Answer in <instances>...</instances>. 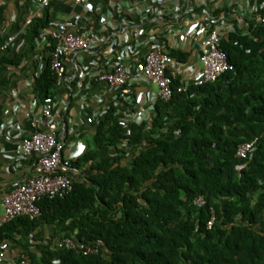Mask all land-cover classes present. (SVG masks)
I'll list each match as a JSON object with an SVG mask.
<instances>
[{"label": "trees", "instance_id": "obj_1", "mask_svg": "<svg viewBox=\"0 0 264 264\" xmlns=\"http://www.w3.org/2000/svg\"><path fill=\"white\" fill-rule=\"evenodd\" d=\"M47 26L36 18L26 36L33 41ZM233 26L221 40L232 70L185 91L178 90L181 77L168 71L172 97L156 101L148 123L132 122L131 135L114 115L119 105L110 104L92 147L71 163L93 173L86 181L73 178L64 197L42 198L40 217L0 225V240L21 236L31 264H264V23L253 13L245 27ZM169 53L179 63L189 57ZM57 82L49 63L36 86L46 98ZM253 139L256 150L238 157L239 145ZM106 148L116 154L103 155ZM198 197L202 206L194 205ZM56 221L63 225L38 257L32 241L42 236V224ZM64 237L79 246L59 248ZM86 246L98 251L85 253Z\"/></svg>", "mask_w": 264, "mask_h": 264}, {"label": "crops", "instance_id": "obj_2", "mask_svg": "<svg viewBox=\"0 0 264 264\" xmlns=\"http://www.w3.org/2000/svg\"><path fill=\"white\" fill-rule=\"evenodd\" d=\"M190 3V0H162L166 14H180L167 20L155 13L144 17L129 12L131 4L151 7L152 0H88L89 5L74 0H53L47 6L40 5L38 0H0V40L15 38L0 53V225L5 223L3 199L11 184L23 182L35 172L36 156L21 158L19 146L24 136L35 131L32 122L44 115L45 97L38 91L36 79L50 63L51 29L60 22L73 21L76 30L92 34L96 43L91 51L65 57L66 77L58 79L53 95L49 96L53 98L54 120L65 142L64 155H69L80 143L83 150L78 157H81L92 147L97 123L106 115L110 104L119 105L114 114L116 118H133L139 109L144 110L146 117H151L155 109L150 106V96L154 98L158 91L155 84L134 82L129 86L130 94H124L121 88L110 87L89 73L93 65L107 64L111 67L116 63L121 57V47L126 45L125 36L129 40L128 52L132 55L145 52V38L152 34L164 36L168 48L180 50L182 47L184 52H189L188 60L169 71L180 76L182 82H193L196 71L200 70L198 47L189 35L183 42L180 37L190 33V27L204 14L201 9L189 12ZM263 3L264 0H211L208 5L226 8L229 22L245 27V21L251 18L254 8ZM36 18H43L48 26L31 41L26 35ZM141 29L145 30L143 36L139 35ZM111 40H116L117 44L109 51ZM130 63L132 61L128 60L127 64ZM133 69V64H130V70ZM140 94L142 98L138 100ZM94 109L98 115L94 123H89L87 118ZM102 154L109 156L116 152L113 148H106ZM133 157L134 152H131L128 160ZM92 173L89 167H73L71 177L86 181ZM62 225L58 221L42 224L38 230L42 236L33 240L31 245L38 257L41 256L42 243L50 241ZM20 239L21 236H16L15 239L0 240V253H4L0 264H17L23 258L25 249Z\"/></svg>", "mask_w": 264, "mask_h": 264}, {"label": "built area", "instance_id": "obj_3", "mask_svg": "<svg viewBox=\"0 0 264 264\" xmlns=\"http://www.w3.org/2000/svg\"><path fill=\"white\" fill-rule=\"evenodd\" d=\"M53 0H38L40 5L47 6ZM77 3L89 5L88 0H74ZM189 12H196L201 9L202 19L198 20L190 27V33H185L180 40L183 42L188 35L189 38L197 44L198 63L200 70L196 71L193 82L205 84L217 81L225 72L234 68L229 61L228 55L221 47V40L233 30L234 26L228 19V13L221 10L215 15V9L211 8V0H190ZM152 5L143 6L142 8L131 4L129 12L132 14L149 17L152 14H158L161 17L176 18L177 14H166L163 10L162 0H152ZM220 9V8H219ZM256 19L264 23V3L254 8ZM27 23H30L29 21ZM231 23V24H230ZM73 21H64L56 24L49 32V37L54 40V46L50 54V64L52 70L57 74L58 79L66 77V67L64 64L65 57L91 51L95 47V39L87 31L75 29ZM173 32V29L170 30ZM145 30L141 29L139 35H144ZM161 35L152 34L145 38L146 50L142 55H132L128 52L129 40L125 36V46L121 47V57L111 67L110 65H93L89 72L95 79L108 84L113 88H121L124 94H130V87L134 82H147L155 84L158 88L157 94L153 98L150 96V106L155 107L158 99L168 100L174 93L172 77L168 71L180 63L177 62L169 53L167 42L160 39ZM14 37H9L0 46V52L6 50ZM109 51L117 44L116 40L110 41ZM176 49V48H174ZM181 51L182 47L179 48ZM129 58V59H128ZM131 60L134 69L130 70ZM191 71L194 68L191 66ZM173 74V73H172ZM190 83L183 82L179 91L187 90ZM142 96L139 95L138 100ZM137 100V101H138ZM52 97L45 98L44 115L40 119H35L32 125L36 128L31 134L21 139L19 154L21 158L36 156L34 175L23 182H13L3 199L4 218L3 221H9L19 216H28L35 219L42 215L39 201L48 197H64L73 190V179L71 177L72 160L76 159L83 148L80 143L76 145L69 155H64L65 142L58 123L54 120L52 112ZM97 110H92L87 121L94 123ZM152 117H146L143 109L137 110L133 118L126 116L118 117L119 124L126 129L128 135L132 134L131 123L135 122L140 125L151 121ZM1 132V128H0ZM257 139L244 142L237 149V156L246 158L256 150ZM194 205L202 206L205 202L203 197L195 198ZM211 215L207 221V228L213 227L215 222V210L211 209ZM59 248L68 247L76 248L78 242L72 238L64 237L57 241ZM85 253L97 252L98 248L86 246ZM4 258V253H0V260ZM30 258H22L19 264H31Z\"/></svg>", "mask_w": 264, "mask_h": 264}]
</instances>
